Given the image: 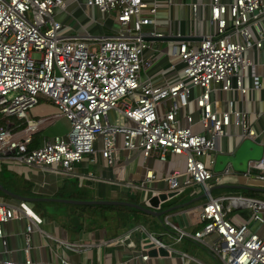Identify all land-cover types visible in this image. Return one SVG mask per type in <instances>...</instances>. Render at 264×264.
I'll list each match as a JSON object with an SVG mask.
<instances>
[{
    "label": "built area",
    "instance_id": "1",
    "mask_svg": "<svg viewBox=\"0 0 264 264\" xmlns=\"http://www.w3.org/2000/svg\"><path fill=\"white\" fill-rule=\"evenodd\" d=\"M72 2H77L76 9L83 12L84 5L95 8L102 16L113 13L119 23L117 33L92 37L67 32L70 26L63 17L76 19L74 12L66 10ZM173 3L174 0H0V114L21 120L20 125H0V158L73 175L75 164L89 156L93 161L97 152L105 162L114 164L119 138L122 149L140 151L144 159L154 156L165 161L168 153L180 156L183 169L161 176L147 170L136 185L146 191L148 183L163 182L166 191L178 194L196 184L204 186L209 199L196 209L203 225L187 231L165 218L170 229L164 234L174 242L186 239L205 246L221 264H264V239L250 226L251 222H263L264 201L243 195L213 197L206 185L229 172L227 167L215 175L207 168V164H214L228 126L240 128L242 139L257 141L259 136L235 100L227 96L223 102L216 92L244 98L252 89L264 88L247 56L250 48L264 46V0L191 2L185 28L177 25L173 36H194L191 22L195 20L200 39L171 42L169 56L183 66L169 76L163 73L155 79L147 75L154 57L147 54L151 44L142 36L164 34L146 32L144 27L156 23L161 5ZM90 19L98 22L92 16ZM40 99L52 103L71 128L65 137L43 139L41 145L30 147L33 134L44 121L30 118L28 112ZM262 148L260 158L250 160L241 174L264 183V141ZM158 193L152 189L150 197ZM145 202L150 205L149 199ZM235 208L246 209L249 215L236 222L228 216ZM22 218L26 219L20 247L23 261L0 254V264H32L34 230L54 239L58 246L77 252L123 244L125 238L131 240L127 246L133 247L134 233L140 234L143 260L150 249L175 251L141 223L103 242H65L40 228L43 219L27 201L5 198H0L1 245H6L5 224ZM210 235L215 238L208 241ZM178 254L182 264L194 261L186 252ZM55 264L73 263L57 256Z\"/></svg>",
    "mask_w": 264,
    "mask_h": 264
},
{
    "label": "crops",
    "instance_id": "2",
    "mask_svg": "<svg viewBox=\"0 0 264 264\" xmlns=\"http://www.w3.org/2000/svg\"><path fill=\"white\" fill-rule=\"evenodd\" d=\"M193 1L196 0H174L171 5H161L156 14V23L145 26L144 30L146 32H161L164 36H173L177 25L182 24L183 28H185L186 25L184 23L190 14L189 4ZM89 9L92 14L90 16L97 19L98 12L96 9ZM77 10L80 11V9ZM84 14L85 12L83 14L79 12L78 15L74 13L76 19L63 17L64 22L70 26L67 32L69 31L72 35L92 37H105L117 33L119 23L113 13L101 15L103 21L100 22L89 20ZM89 22H95V24H90ZM197 28L193 34L197 37L196 40H199L198 38L200 37L196 36L199 32ZM255 38H257L256 35ZM164 42H167L166 48L162 47ZM171 42L173 41H149L151 49L147 54H153L154 58L147 75L160 79L163 73L169 76L175 68L177 69L178 61L174 57L169 56ZM247 56L253 61L255 71L264 84V46L262 48H250L247 51ZM172 64L176 65L171 68ZM246 82L248 85L251 83L249 78L246 79ZM195 91L198 92V89ZM227 96L235 100L236 107L247 113L248 124L253 126L259 136L257 141L242 139L239 135L240 128L233 124L228 126L227 135L221 140L219 152L215 155L213 171L215 175H219L228 167L229 172L218 180L212 178L206 182L207 189L213 197L224 195H213V191L218 189L238 190V193H231V195L243 196L245 194L241 192L242 190L258 191L252 188L264 189V183L260 180L254 177H245L241 174L247 169L250 160L258 159L262 155V142L264 141V88L260 90L252 89L244 98L235 97L232 93L216 92V97L221 98L223 102ZM221 101L218 102V106L222 107L224 104ZM28 116L34 120L43 119L44 121L33 134V141L30 147L41 145L43 139H50L54 136L65 137L71 128L70 122L59 115L56 107L45 99H40L29 110ZM2 121L4 119L0 117V122ZM118 144L120 148L118 158L114 164L111 165L105 162L100 153L97 152L93 156V161H91V156H89L75 164L73 175L56 174L39 167L27 166L23 163L0 158V184L14 193L32 198L122 201L138 204L147 209L151 208L154 211L161 212L160 215H149L139 210L141 213H138L143 215L147 222V225L141 224L149 231L161 236L175 251L168 253L164 248L150 249L147 251L148 258L143 260L141 256L144 251H141L139 247L140 234L134 233L131 237L134 242L133 247L127 246L131 240L125 238L123 244L106 245L100 248L95 246L85 251L77 252L66 246H58L54 239L51 240L44 236L43 233L34 230L31 234L32 248L30 257L32 264H55L57 256L66 257L73 264H182L178 254L179 251L186 252L194 258L191 264H198L199 262L221 264L205 246L186 239L174 242L172 238L164 234L166 230L170 229L165 225V218L187 231H194L203 225L204 221L198 218L196 211L209 199L203 185L196 184L188 187L174 197L161 202L159 204L160 207L157 208L147 205L145 200L150 198L152 189L155 192L166 191V184L163 182L148 183V190L146 191L136 188V185L138 186L144 179L147 170H152L157 176H161L169 174L176 169H183V158L168 153L165 161H160L154 156L144 159L140 151L129 152L122 149L120 138L118 139ZM96 146H100V142H97ZM8 185H11L12 188ZM223 185L228 187H220ZM234 186H247V188H233ZM258 192L261 195L258 199L264 201V191ZM38 202L59 204V206H49L45 210L35 206L31 209L43 219L40 224V228L43 231L65 242L78 240L103 242L108 238L118 236L134 225L130 224L131 222L128 223V219L136 217L137 213L132 210L136 208L131 206H128L130 209L111 207L83 209L79 208L81 205L60 201L40 200ZM60 203L64 205L60 206ZM28 204L31 207V204ZM97 205L127 206L121 204ZM235 210L237 211L232 217H234L236 222L240 219H246L249 215L246 209L235 208ZM192 211L195 213L194 216L191 215ZM98 213L100 214L98 215ZM74 215L79 217L78 225L70 223L69 219ZM262 216L263 222H251L250 226L254 232L264 239V212ZM25 226L26 219L24 218L11 220L5 224L6 245L0 244L1 255H9L15 260L23 261L20 247L23 245ZM214 238V235H210L206 239L211 241Z\"/></svg>",
    "mask_w": 264,
    "mask_h": 264
},
{
    "label": "water",
    "instance_id": "3",
    "mask_svg": "<svg viewBox=\"0 0 264 264\" xmlns=\"http://www.w3.org/2000/svg\"><path fill=\"white\" fill-rule=\"evenodd\" d=\"M143 40L145 41H177V40H196L197 37L195 36H182V37H176V36H151L148 34H144L142 36ZM200 39V38H198ZM220 187H228L227 185H223ZM233 188H247V186H234ZM258 191H264L263 188H252ZM0 190L6 194L7 196L11 197L12 199H17V200H23V201H27V202H31V201H40V200H44V201H60V202H64V203H70V204H77V205H91V204H121V205H127V206H131L133 208H136L140 211L146 212L149 215H160L161 212H157L154 211L153 209H147L144 208L138 204H134V203H130V202H122V201H86V200H74V199H60V198H32V197H26V196H22L19 195L17 193H14L12 191H10L7 188H4L1 184H0ZM178 193L176 191H162L159 192L157 195H152L149 198V202L152 208H157L159 206V204L161 202L166 201L168 198H172L175 195H177ZM191 215L194 216L195 213L192 211ZM70 223L74 224V225H78L79 224V217L74 215L70 217ZM162 249V248H159Z\"/></svg>",
    "mask_w": 264,
    "mask_h": 264
},
{
    "label": "rangeland",
    "instance_id": "4",
    "mask_svg": "<svg viewBox=\"0 0 264 264\" xmlns=\"http://www.w3.org/2000/svg\"><path fill=\"white\" fill-rule=\"evenodd\" d=\"M81 2H84L85 0H80ZM76 8H78V3L77 2H72V3H70V4H68L67 5V8H66V10L68 11V12H74L75 13V15L77 14L78 15V13L80 12V14H83V11L82 10H80V11H78ZM75 9V10H74ZM83 9H84V11H85V17L86 18H88L89 20H90V14H91V10L89 9V7H86V6H84L83 5ZM92 15V14H91ZM31 16V15H30ZM83 16V15H82ZM88 16V17H87ZM86 20V19H85ZM89 20H87V21H89ZM97 20H98V22H100V21H103V18H101V14L100 13H98V15H97ZM90 24L91 23H93V24H95V22H89ZM86 24V23H85ZM196 31V21L195 20H193L192 22H191V32L193 33V32H195ZM166 45H167V42H164L163 44H162V47L163 48H166ZM35 57H37L38 56V54H35L34 55ZM183 66V64L182 63H179L178 64V66H177V69L176 70H178L179 71V69L181 68ZM221 99V98H220ZM0 117L1 118H3L4 119V121H2V122H0L1 123V125L3 126V127H6V124L8 123V122H10L11 124H14V125H20L21 124V120L20 119H18V118H10V117H4L3 115H1L0 114ZM119 122H121V120H119V121H117V123H119ZM209 158H210V156H207V160H209ZM207 168L209 169V170H213V165H210V164H207ZM9 186V185H8ZM9 187H11V185L9 186ZM12 188V187H11ZM131 191H133L132 189H131ZM239 191L238 190H227V189H218V190H214L213 191V195H217V194H228V195H231V193H233V194H236V193H238ZM207 197V196H206ZM205 197V198H206ZM0 198H5V199H8V200H11L12 198L11 197H9V196H3L1 193H0ZM28 203H30L31 204V208L33 209L34 208V206L35 207H40L41 209H43V210H45V209H48L49 208V206L50 207H53V206H55V205H57V206H59V204H56V203H43V202H38V201H32V202H28ZM62 205H64V204H61L60 203V206H62ZM237 210H235V209H232V210H230L229 212H228V216H232L235 212H236ZM100 213H98V215H99ZM131 222V223H130ZM128 223H130V224H135V223H143V224H146L147 225V222H146V218L145 217H143V215H141V214H139V213H136V217H134V218H132L131 217V219H128Z\"/></svg>",
    "mask_w": 264,
    "mask_h": 264
},
{
    "label": "trees",
    "instance_id": "5",
    "mask_svg": "<svg viewBox=\"0 0 264 264\" xmlns=\"http://www.w3.org/2000/svg\"><path fill=\"white\" fill-rule=\"evenodd\" d=\"M241 192H243L245 194V196L247 197H254V198H258V197H261L260 193L258 191H254V190H242ZM0 193L3 195V196H6L3 192L0 191ZM91 207H94V208H125V209H130L128 206H109V205H97V204H94V205H81L79 206V208H83V209H90ZM132 209V208H131ZM134 210L135 212H139L141 213L139 210H136V209H132Z\"/></svg>",
    "mask_w": 264,
    "mask_h": 264
}]
</instances>
